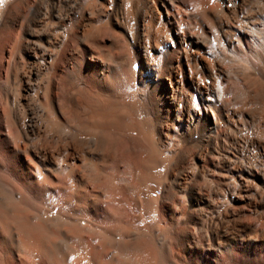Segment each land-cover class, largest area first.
Wrapping results in <instances>:
<instances>
[{"label":"bare ground","instance_id":"bare-ground-1","mask_svg":"<svg viewBox=\"0 0 264 264\" xmlns=\"http://www.w3.org/2000/svg\"><path fill=\"white\" fill-rule=\"evenodd\" d=\"M0 264H264V0H3Z\"/></svg>","mask_w":264,"mask_h":264},{"label":"snow or ice","instance_id":"snow-or-ice-1","mask_svg":"<svg viewBox=\"0 0 264 264\" xmlns=\"http://www.w3.org/2000/svg\"><path fill=\"white\" fill-rule=\"evenodd\" d=\"M0 3H3V0H0Z\"/></svg>","mask_w":264,"mask_h":264}]
</instances>
